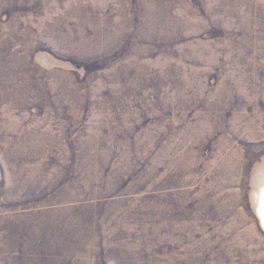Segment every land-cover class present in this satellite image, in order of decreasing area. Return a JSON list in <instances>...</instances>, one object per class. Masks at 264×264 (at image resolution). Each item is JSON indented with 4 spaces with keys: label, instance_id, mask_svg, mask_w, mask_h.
Listing matches in <instances>:
<instances>
[{
    "label": "rangeland",
    "instance_id": "374dc122",
    "mask_svg": "<svg viewBox=\"0 0 264 264\" xmlns=\"http://www.w3.org/2000/svg\"><path fill=\"white\" fill-rule=\"evenodd\" d=\"M264 0H0V264H264Z\"/></svg>",
    "mask_w": 264,
    "mask_h": 264
},
{
    "label": "bare ground",
    "instance_id": "6f19581e",
    "mask_svg": "<svg viewBox=\"0 0 264 264\" xmlns=\"http://www.w3.org/2000/svg\"><path fill=\"white\" fill-rule=\"evenodd\" d=\"M258 211L262 226L264 227V182L257 193Z\"/></svg>",
    "mask_w": 264,
    "mask_h": 264
},
{
    "label": "water",
    "instance_id": "95a60500",
    "mask_svg": "<svg viewBox=\"0 0 264 264\" xmlns=\"http://www.w3.org/2000/svg\"><path fill=\"white\" fill-rule=\"evenodd\" d=\"M257 212H258V215H259L258 204H257ZM259 217H260V215H259ZM260 221H261V219H260ZM261 225H262V223H261ZM262 227H263V226H262ZM263 229H264V227H263Z\"/></svg>",
    "mask_w": 264,
    "mask_h": 264
}]
</instances>
